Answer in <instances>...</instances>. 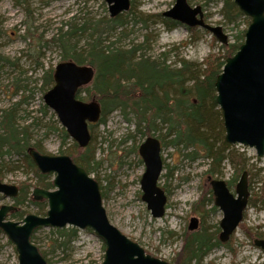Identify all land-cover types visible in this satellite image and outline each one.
<instances>
[{
	"label": "rangeland",
	"instance_id": "obj_1",
	"mask_svg": "<svg viewBox=\"0 0 264 264\" xmlns=\"http://www.w3.org/2000/svg\"><path fill=\"white\" fill-rule=\"evenodd\" d=\"M186 1L190 7L200 6L204 17L208 18L207 23L220 26L229 44L237 42L238 32L247 28L243 18H239L236 24H229L224 19L223 0ZM130 3L134 10L123 13L127 14V23L122 28L124 33L120 34L121 28L104 32L102 38H107L104 46L116 42V46L127 49L142 44L141 54L155 59L165 54L168 63L177 64L184 60L193 66L201 65L209 55L225 54L226 48L221 50L222 45L217 40L213 42V37L205 30L195 29L191 36L184 26L172 29L165 26L167 19L162 14L173 7L175 0H130ZM109 18L108 6L103 0H0V60H4L0 62V119L5 111L17 105L18 128L29 126L30 144L39 143L41 154L66 155L73 142L61 146L58 130L62 127L43 101L44 94L50 89L43 87V77L63 61L62 51L55 41L59 30L65 32L69 24L82 25L87 20L96 22ZM85 44L83 37L77 46L84 51ZM87 90L80 97L90 102L95 92L91 87ZM133 128L116 110L106 117L104 123L90 129L91 147L97 163L92 166L90 177L97 181L105 194L102 205L111 225L148 255L173 264L182 247L183 235L193 233L188 231L191 218L199 220V227L194 232L203 229L209 233L216 229L218 234L220 232L222 213L217 208L212 211L214 198L210 201L212 194H208L211 188L206 171L212 161L200 155L191 160L192 149L166 145L162 150L164 170L159 184L167 196V204L163 217L154 219L141 200L140 178L145 167L136 149L142 143L139 136L127 139ZM231 148L237 165L243 166V170L223 160L218 166L221 174L214 177L227 184L237 177V183L242 172L246 171L248 200L254 199L257 203L250 206L248 202L242 223L231 240L208 253L200 264H264V251L255 247L254 240H250L243 229L262 233L264 239V156L258 157L254 148L242 145ZM21 158L14 153L0 158L2 182L15 186L26 182L37 187V178L22 167ZM47 175L46 182H52L54 175ZM236 183L228 185L233 194ZM29 197L31 199V195ZM0 198V206L13 204L1 195ZM197 204L202 209H193ZM19 208L24 212L23 218L27 215L43 217L38 207L32 204ZM13 221L21 222L20 218ZM77 232L68 249L56 246L48 251L47 244L58 239L55 229L40 228L34 243L41 251L48 252L50 264H101L105 251L101 240L92 231ZM0 264H17L14 248L3 234L0 235Z\"/></svg>",
	"mask_w": 264,
	"mask_h": 264
},
{
	"label": "water",
	"instance_id": "obj_2",
	"mask_svg": "<svg viewBox=\"0 0 264 264\" xmlns=\"http://www.w3.org/2000/svg\"><path fill=\"white\" fill-rule=\"evenodd\" d=\"M110 18L128 12L130 0H103ZM242 15L250 20L243 43L236 53L225 60L215 80V103L221 112L224 140L231 146L254 148L258 157L264 156V0H233ZM168 20L188 29H202L221 45L228 38L220 26L207 24L200 6L190 7L186 0H175L173 7L162 14ZM53 86L44 94L45 106L55 113L59 124L79 148H86L91 135L89 125L98 123L101 108L96 100L83 102L76 98L79 89L91 84L95 69L71 61L58 63L53 70ZM161 145L156 137L146 138L138 147L144 164L140 178L141 200L154 219L165 213L167 197L159 187L163 170ZM28 156L40 174H52V189L36 188L34 201H45V217L27 215L21 222L8 219L17 211L12 205L0 206V231L14 246L18 264H47L38 248L31 242L38 228L91 230L105 247L101 264H169L154 258L115 228L102 205L98 183L68 156H49L29 150ZM214 205L222 213L219 223L220 243H227L236 231L247 207L249 192L247 172L239 178L235 193L223 180H211ZM18 187L0 181V195L14 199ZM198 228V219L191 218L188 231ZM254 245L264 251V240Z\"/></svg>",
	"mask_w": 264,
	"mask_h": 264
},
{
	"label": "trees",
	"instance_id": "obj_3",
	"mask_svg": "<svg viewBox=\"0 0 264 264\" xmlns=\"http://www.w3.org/2000/svg\"><path fill=\"white\" fill-rule=\"evenodd\" d=\"M130 10H134L133 4H131ZM132 11L130 12L132 13ZM222 14L229 24H236L239 18H243L246 25H249V20L242 15L233 0H223ZM126 18L127 14H120L117 17L96 22L87 20L82 25L69 24L67 30L65 32L59 30L60 34L55 38L58 43L57 46L62 51V62L71 61L78 65H89L95 69V77L92 83L77 93V99L82 100L80 95L89 91L87 89L91 87L95 92V96L91 100H96L100 105V120L96 125L90 126V129L104 123L106 117L117 110L120 111L125 121L134 125V132L127 139H134L135 136H139L140 140L143 141L148 137H156L162 149L166 145L173 148L192 149L191 154H189L191 160H195L200 155L212 161L206 171V174L211 177L221 174L218 166L223 160H227L232 165H237L235 153L231 151V146L224 140L223 120L215 103L214 84L216 77L222 71L225 60L232 57L243 43L245 30L238 32L237 42L220 47L221 50L226 48L225 54L209 55L199 66H193L184 60H180L177 64H171L168 63L165 54L161 55L162 59L141 54L142 44L132 45L127 49L116 46V42L104 46L103 43L107 40V38H102L104 32H112L121 28L120 34H123L122 28L127 23ZM207 20L206 16L205 21L207 22ZM164 24L169 29L180 26L170 20H166ZM194 30H188L191 36L194 34ZM83 37L86 40L84 51L77 46ZM212 41L216 42V39L213 37ZM146 42L147 39L144 40V43ZM52 75L53 70H48L45 73L43 87H52ZM28 129L29 126L23 129L17 127L14 110L3 113L0 119V158L12 151L20 154L22 167L26 171H32L36 174L37 187L26 182L19 183V194L13 202L15 206L25 204L37 206L39 214L45 216L46 202H34L30 199V189L33 187V189L48 190L52 187V182H46L48 175L39 174L30 157L26 154V149L30 146L41 152L39 143L33 145L29 143ZM58 132L62 147L72 142L63 128L59 129ZM92 138L91 136L89 145L84 149L72 142L66 154L88 175L93 171L92 166L97 165L91 147ZM218 143L219 146L217 147ZM238 167L241 171L243 170V166ZM236 179L237 177L230 180L228 185L232 186L236 183ZM0 180H2L1 176ZM208 194L212 193L209 191ZM104 196L105 194L101 192L102 200ZM210 198L212 201L213 196ZM256 203L254 199L249 200L250 206H256ZM193 209H202V207L197 204L194 205ZM215 210L216 208L213 206L212 211ZM23 213L18 209L17 213L10 215L11 220L16 218L22 220ZM243 229L250 240L263 238L262 233H253L251 229L245 227ZM38 230L34 232L31 238L33 243ZM218 231L216 229L214 233H209L203 229L200 232L184 234L182 247L176 254L173 264H194L195 262H198L195 264H200L202 257L220 246ZM55 232L58 239L47 244L48 251L56 246L68 249L78 233L75 228H65L55 230ZM39 251L46 262L50 264L47 259L48 252H43L40 249Z\"/></svg>",
	"mask_w": 264,
	"mask_h": 264
},
{
	"label": "bare ground",
	"instance_id": "obj_4",
	"mask_svg": "<svg viewBox=\"0 0 264 264\" xmlns=\"http://www.w3.org/2000/svg\"><path fill=\"white\" fill-rule=\"evenodd\" d=\"M228 38V37H227ZM227 45H229V42H228V44ZM80 90V89H79ZM78 90V91H79ZM78 93V92H77ZM76 98H77V94H76ZM99 104V103H98ZM16 106L17 105H14L13 106V108H11V109H9V110H14V114L16 115L17 114V108H16ZM9 110H7V111H9ZM54 113V112H53ZM55 114V113H54ZM16 125H17V127H18V124H17V121H16ZM133 125V124H132ZM133 127H134V125H133ZM89 132H90V135H91V131L89 130ZM133 132H134V128H133V131H132V133H131V135L133 134ZM128 137V136H127ZM129 138V137H128ZM30 143V142H29ZM31 145H33V144H31ZM34 150V151H36V152H39L38 150H36L34 147H32V146H30V147H28L27 149H26V154H28L29 153V150ZM163 150V149H162ZM162 150H161V153H160V155H161V159L164 161V159H163V157H162ZM11 153H14V154H17V153H15V152H11ZM7 155V154H6ZM17 155H20V154H17ZM5 156V155H4ZM21 156V155H20ZM67 156V155H66ZM138 156H139V154H138ZM140 157V156H139ZM141 159V158H140ZM21 160H22V158H21ZM22 162V161H21ZM163 168H164V164H163ZM164 170V169H163ZM28 172V171H27ZM29 173V172H28ZM30 174H33V176L34 177H37L36 176V174H34V172H30ZM45 175H47V174H45ZM49 175H51V174H49ZM161 176V175H160ZM98 186H99V184H98ZM99 191H100V194H101V190H100V186H99ZM229 191H230V189H229ZM231 192V191H230ZM17 208H19V206H16ZM20 209V208H19ZM11 244V243H10ZM12 245V244H11ZM13 246V245H12ZM13 248H14V246H13ZM207 256V255H206ZM206 256H204V257H202L201 258V262L204 260V258L206 257ZM200 262V261H199ZM194 263V262H193ZM195 263H198V262H195ZM194 263V264H195Z\"/></svg>",
	"mask_w": 264,
	"mask_h": 264
},
{
	"label": "flooded vegetation",
	"instance_id": "obj_5",
	"mask_svg": "<svg viewBox=\"0 0 264 264\" xmlns=\"http://www.w3.org/2000/svg\"><path fill=\"white\" fill-rule=\"evenodd\" d=\"M18 187V186H17ZM18 191H19V189H18ZM18 194H19V192H18ZM18 196V195H17ZM4 198V197H3ZM5 199V198H4ZM15 199V198H14ZM14 199H9V200H11L12 202L14 201ZM10 205H12L13 207H15V208H17L15 205H14V202H13V204H10ZM18 209L19 208H17V211L16 212H14V213H17L18 212ZM14 213H10V214H14Z\"/></svg>",
	"mask_w": 264,
	"mask_h": 264
}]
</instances>
